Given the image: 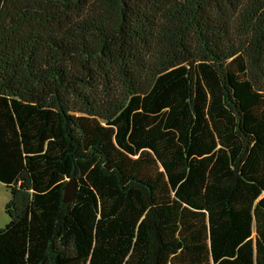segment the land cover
<instances>
[{
    "label": "trees",
    "instance_id": "obj_1",
    "mask_svg": "<svg viewBox=\"0 0 264 264\" xmlns=\"http://www.w3.org/2000/svg\"><path fill=\"white\" fill-rule=\"evenodd\" d=\"M0 181V264H264V0H0Z\"/></svg>",
    "mask_w": 264,
    "mask_h": 264
},
{
    "label": "rangeland",
    "instance_id": "obj_2",
    "mask_svg": "<svg viewBox=\"0 0 264 264\" xmlns=\"http://www.w3.org/2000/svg\"><path fill=\"white\" fill-rule=\"evenodd\" d=\"M11 199V192L7 186L0 181V228H4L9 222V215L6 212V205ZM256 233H254L255 235Z\"/></svg>",
    "mask_w": 264,
    "mask_h": 264
},
{
    "label": "water",
    "instance_id": "obj_3",
    "mask_svg": "<svg viewBox=\"0 0 264 264\" xmlns=\"http://www.w3.org/2000/svg\"><path fill=\"white\" fill-rule=\"evenodd\" d=\"M77 179H72L64 186V201H72L77 194Z\"/></svg>",
    "mask_w": 264,
    "mask_h": 264
}]
</instances>
